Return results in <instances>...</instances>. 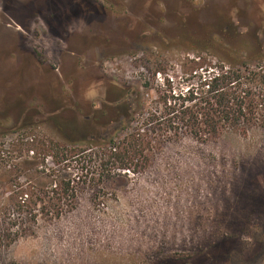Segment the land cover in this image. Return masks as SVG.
Segmentation results:
<instances>
[{"label": "rangeland", "instance_id": "obj_1", "mask_svg": "<svg viewBox=\"0 0 264 264\" xmlns=\"http://www.w3.org/2000/svg\"><path fill=\"white\" fill-rule=\"evenodd\" d=\"M219 60L264 70V0H0V264H264V123L182 136L137 174L93 157L56 220L12 206L41 180L28 149L149 138L159 97Z\"/></svg>", "mask_w": 264, "mask_h": 264}, {"label": "trees", "instance_id": "obj_2", "mask_svg": "<svg viewBox=\"0 0 264 264\" xmlns=\"http://www.w3.org/2000/svg\"><path fill=\"white\" fill-rule=\"evenodd\" d=\"M198 65L193 77L196 84L178 93L169 88L168 94L159 97L162 106L149 113V138L144 131L136 129L119 143L105 136H96V141L92 136L90 139L66 137L62 141L70 143V147L40 141L38 150L28 149L26 154L30 152L40 164L41 180L25 185L20 201L12 205L14 210L29 214L53 211L51 215L55 220L63 215L62 211H74L78 185L86 182L87 175L75 179L67 171L79 169L81 174L83 171L87 174V164L93 157L99 161L105 158L107 170H128L137 174L148 168L149 152L174 143L182 136L206 145L228 133L246 136L253 127L264 123V70L252 72L244 62L220 60L214 65L205 62ZM127 117L128 114L125 119ZM82 141L102 146L98 148L101 150L93 152L89 148L74 147Z\"/></svg>", "mask_w": 264, "mask_h": 264}, {"label": "flooded vegetation", "instance_id": "obj_3", "mask_svg": "<svg viewBox=\"0 0 264 264\" xmlns=\"http://www.w3.org/2000/svg\"><path fill=\"white\" fill-rule=\"evenodd\" d=\"M126 116H127V114L125 113V110H124V113H120L119 114V118L122 119V120L125 119ZM119 124H121V121L119 122Z\"/></svg>", "mask_w": 264, "mask_h": 264}]
</instances>
